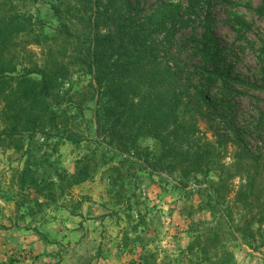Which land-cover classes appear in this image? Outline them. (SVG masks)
Here are the masks:
<instances>
[{"label": "rangeland", "instance_id": "obj_1", "mask_svg": "<svg viewBox=\"0 0 264 264\" xmlns=\"http://www.w3.org/2000/svg\"><path fill=\"white\" fill-rule=\"evenodd\" d=\"M106 1L0 0V66L23 74L53 50L67 70L55 126L0 142V264H264V0H120L193 95L190 147L211 155L186 180L148 131L124 149L99 128L80 52Z\"/></svg>", "mask_w": 264, "mask_h": 264}, {"label": "trees", "instance_id": "obj_2", "mask_svg": "<svg viewBox=\"0 0 264 264\" xmlns=\"http://www.w3.org/2000/svg\"><path fill=\"white\" fill-rule=\"evenodd\" d=\"M104 5L97 21L89 20L87 53L80 52L89 55L88 68L99 88V128L106 129L110 140L124 149L130 148L129 144L136 147L146 130L161 144L163 157L171 158L173 169L179 167L182 180L203 172L211 154L200 159L195 155L190 142L196 127L186 123L185 116L193 95L183 87L171 64L160 59L150 44L151 35L127 13L125 3L109 0ZM55 8L61 15L62 8ZM163 11L161 22L165 26L173 18L170 13L179 9L171 4ZM62 26L69 32L65 22ZM8 30L0 28V47L8 42ZM81 61L85 62L83 57ZM66 71L53 50L50 63L31 67L23 74H16L13 65L0 66V122L4 124L0 142H31L40 131L55 126L57 114L52 100L64 84ZM15 144L19 150L23 148ZM24 173L29 178L32 175L38 196L36 172L30 174L27 169ZM69 178L72 185L81 184L87 181L88 171L78 169Z\"/></svg>", "mask_w": 264, "mask_h": 264}]
</instances>
